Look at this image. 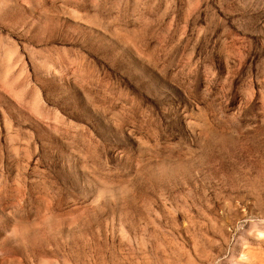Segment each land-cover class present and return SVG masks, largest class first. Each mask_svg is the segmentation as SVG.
Wrapping results in <instances>:
<instances>
[{"label":"rangeland","instance_id":"1","mask_svg":"<svg viewBox=\"0 0 264 264\" xmlns=\"http://www.w3.org/2000/svg\"><path fill=\"white\" fill-rule=\"evenodd\" d=\"M0 264H264V0H0Z\"/></svg>","mask_w":264,"mask_h":264}]
</instances>
